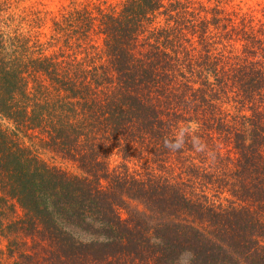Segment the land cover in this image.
Returning <instances> with one entry per match:
<instances>
[{
    "label": "trees",
    "instance_id": "1",
    "mask_svg": "<svg viewBox=\"0 0 264 264\" xmlns=\"http://www.w3.org/2000/svg\"><path fill=\"white\" fill-rule=\"evenodd\" d=\"M19 1L0 0V264H264V6Z\"/></svg>",
    "mask_w": 264,
    "mask_h": 264
},
{
    "label": "rangeland",
    "instance_id": "2",
    "mask_svg": "<svg viewBox=\"0 0 264 264\" xmlns=\"http://www.w3.org/2000/svg\"><path fill=\"white\" fill-rule=\"evenodd\" d=\"M15 1V0H11ZM121 0H20L15 2L14 6L20 12L25 9L38 8L43 11H50L53 14L63 12V10L69 9L71 5H89L101 6L102 8L117 7ZM167 2L168 0H163ZM206 1V0H203ZM210 3H214L213 0ZM264 6V0H229L227 7L234 9H241L243 11L260 10ZM44 159H48L47 154L42 156ZM112 165L116 164L115 159L112 160Z\"/></svg>",
    "mask_w": 264,
    "mask_h": 264
},
{
    "label": "clouds",
    "instance_id": "3",
    "mask_svg": "<svg viewBox=\"0 0 264 264\" xmlns=\"http://www.w3.org/2000/svg\"><path fill=\"white\" fill-rule=\"evenodd\" d=\"M186 131L185 128H180L173 139H165L163 141V146L169 151H179L183 146ZM192 144L197 152L202 151L204 148L198 137H192Z\"/></svg>",
    "mask_w": 264,
    "mask_h": 264
}]
</instances>
